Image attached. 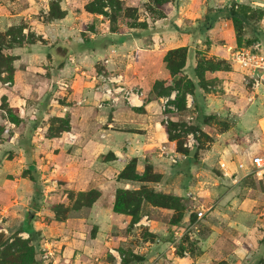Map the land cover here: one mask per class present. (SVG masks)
<instances>
[{"label":"crops","instance_id":"crops-1","mask_svg":"<svg viewBox=\"0 0 264 264\" xmlns=\"http://www.w3.org/2000/svg\"><path fill=\"white\" fill-rule=\"evenodd\" d=\"M46 1L16 0V5L0 0V31L27 23L26 27L30 31L34 27L38 33L33 29V34L44 40V44L28 43L7 51L14 56V81L0 82V98L5 97L9 106L17 109L23 123L36 124L42 133L31 134L32 145L27 152L14 145L21 135L18 129L0 143V227L7 233L28 234L38 264H47L39 261V250L45 245L55 250L50 259L53 264H258L264 258V235L255 231L254 224L248 225V220L252 218L256 225V218L264 211L258 213L254 208L259 198L252 194L258 191L247 182L254 174L248 173L250 158L264 148V107L259 103L250 109L254 99H248L243 71L229 58L228 48L237 44L236 40L228 44L225 39L233 25L222 6L225 1L168 0L164 15L153 17L144 8L150 0H121L125 6L137 8L138 21L144 25L119 24L124 28L119 32L110 31L103 15L85 10L91 0H57L65 11L62 18L44 20L41 16L36 24L35 19L29 21L34 8L45 12ZM236 2L264 10L262 0ZM25 13L29 14L27 20ZM212 13H219L218 18L203 26ZM177 47L187 49L182 73L194 84L193 91L185 95L182 110L176 105L178 90L161 96L151 94L154 82L168 76L163 61L166 51ZM29 57H44L58 64V70L35 75L27 65H16ZM200 58L221 60L224 67L204 70L201 79L195 71ZM101 68L122 74L130 87H142L143 97L132 106L119 101L97 107L100 95L92 88V76ZM46 88L51 90L43 103L46 108L37 109V117L29 120L27 109L33 112L42 105ZM171 95L176 110L165 113L161 99ZM164 114L172 122L199 124L198 132L208 137L205 145L201 143L204 147L188 151L187 158L177 164L159 156L158 148L169 145ZM52 116L68 118V130L46 135V119ZM131 158L138 160L139 169L149 163L160 174V180L148 186L181 197L187 207L183 218H188V223L181 222L184 228H192L191 206L203 205L204 216L212 210L219 219L226 215L237 222L241 232L234 236L236 244L225 243L216 236L217 230L211 229L197 237L195 248H184L187 253L183 255L175 249L177 243L172 246V231L178 227L170 222L172 209L144 205L140 218L132 224L130 215L114 212L116 189L139 186L138 182L117 178ZM194 158L197 162H192ZM28 170L34 173L25 175ZM57 176L63 178L62 183L57 182ZM36 189L49 199L46 205L35 195ZM91 189L99 191L91 205L69 210L64 219L56 218L52 203L56 197L66 198L67 193L54 192L77 194ZM187 193L195 199L187 198ZM30 204L34 207H28ZM29 210L34 211V217L29 216Z\"/></svg>","mask_w":264,"mask_h":264},{"label":"trees","instance_id":"trees-1","mask_svg":"<svg viewBox=\"0 0 264 264\" xmlns=\"http://www.w3.org/2000/svg\"><path fill=\"white\" fill-rule=\"evenodd\" d=\"M167 1L168 0H150V3H146L144 6L147 8V11H149L151 16L162 17L164 15V9L166 7ZM231 4V7L226 8L225 14L232 20L233 26L236 30V44L238 46L249 45L252 41L258 39V35H256L254 32V30H257V28H254L253 23L257 21V18H260V20L263 18L264 10L262 8L253 10L251 6L246 4H238L236 1H232ZM234 5H237V7H234ZM84 8L88 12L101 14L108 18L109 29L111 32H119L124 30L121 25L119 26L117 24L121 16L123 19L132 20L131 22H121V24H123L125 27H137L139 25H144L143 22L138 21L137 8L125 6L121 0H91L85 5ZM45 14V20H53L62 18L65 15V11L61 10L59 2L56 0L49 4L48 12ZM218 16L219 13H212L209 16L207 15L209 20L204 21L203 26H210L214 23ZM256 23H258V21ZM250 28L255 35L252 37L253 39L244 40L245 33H248L247 31H250ZM9 30L4 34L5 37ZM30 36L32 39H30L28 43H34V35L31 33ZM262 41L264 42V40ZM15 42L21 43L22 38L20 41L15 39H7L2 44H0V61L1 59L4 61V64L0 65V80L2 81L11 80L14 72V56L10 54L9 56L3 55L2 47H11V45H13ZM186 57L187 49L185 47H177L166 51L163 61L168 71V76L163 79L156 80L151 89V94L153 93V95L157 96L167 95L172 89L178 90L176 95V105L178 106L179 110L185 108V95L187 92L191 93L194 88V84L190 81V79H185L182 73V68L185 64ZM222 64L223 61L221 60L214 61L212 59L200 58L196 64L195 71L202 79V72L204 70L221 69L224 67ZM97 71L100 73L101 71L105 70L104 68H101ZM4 72L6 73V79L1 76V73ZM105 72L110 73L107 71ZM7 109L11 110L9 108ZM54 118L55 120L60 121L61 125L53 136H56L62 131L68 130V118ZM11 121L15 122L13 119ZM163 125L168 135L169 146L176 151H183L188 154V150L182 146L184 139L182 141L179 140L181 138V132L187 133L195 129L198 131L200 129L199 124L189 126L185 123L168 121L167 124L164 123ZM200 134L205 137V140L208 138L204 133ZM198 147L196 149H198ZM160 177L161 176L159 173L153 171L151 164L146 163L143 168L139 169L138 160L136 158H131L125 167L119 172L117 178L119 180L128 182H138L139 186L137 188H117L112 203V210L116 213L130 215V223L132 224L140 218L144 205L172 209L175 215H172L173 217L170 219V222L175 226H180L187 210V207L184 206L181 197L173 193H164L158 191L154 187L148 186L147 184L151 182H158ZM68 193H71L72 197L74 196L73 191H68ZM98 196L99 191L95 189L80 191L76 194L75 201L71 209H78L81 206H89L98 198ZM52 209L55 211L57 219H64L66 213L68 210H70L69 207H64L63 205H53ZM59 210L62 211V214H59ZM194 222H196V215L195 213H190L189 224ZM31 241L32 239L30 236L27 239L15 236L13 237V241L9 243L0 236V264H38L36 259V249ZM179 244L180 242L176 245V250L180 252L181 249L179 248ZM259 264H264V258Z\"/></svg>","mask_w":264,"mask_h":264},{"label":"rangeland","instance_id":"rangeland-1","mask_svg":"<svg viewBox=\"0 0 264 264\" xmlns=\"http://www.w3.org/2000/svg\"><path fill=\"white\" fill-rule=\"evenodd\" d=\"M20 1H22V0H20ZM52 1H56V0H47L46 1V6H45V9H44L45 12H48L49 4ZM224 1L225 2H223L224 4L222 6L227 8L229 2H232L233 0H231V1L224 0ZM8 2L9 3H12V2L16 3V0H7V3ZM262 2L264 3V0H262ZM17 4H19V2H17L16 5ZM144 8L147 11V8L145 6H144ZM34 9H35V12H34V14L31 15V16H33L32 18H29L28 19V17H27L29 15L28 13L23 14L25 16V18L27 17L26 20L28 19L30 21V19H35L36 21L34 22V24H36L38 22V20H39V18L41 16L45 20L46 14H45V12H42L43 8L41 9V11H38V12H37V7L34 8ZM252 9L253 10H257V8H252ZM103 17H105V16H103ZM103 17H101V18L103 19ZM23 19L24 18H21V20H23ZM105 19L108 20V18H106V17H105ZM102 21L104 22V19ZM123 21L124 22L125 21L131 22L132 20L123 19L122 16H121L117 24L119 25V24H121V22L123 23ZM257 21H258V23H256ZM257 21H255L253 23L254 28H257V30H254V32L256 33V35H258V37H257L258 39L264 40V29H263V26H262L263 21H264V17L261 20H260V18L259 19L257 18ZM18 22L21 23L20 21H18ZM26 26H27V23H25V24H15V25H12V26L6 28V30H4V31H0V44H2L7 39L8 40L15 39L17 41H20L21 38H22V42L21 43L15 42L13 45H11V47H2V53H3V55L9 56V52H7L9 48L11 49L13 46L18 47V46L27 45L28 44V41L30 39H32V37L30 36V34L31 33L33 34V31L32 30L34 29V27L33 28H30L31 29V31H30ZM11 27H13V28H11ZM99 27H101L102 30L108 32V29H106V27H104L102 24H100ZM225 28H227V27H225ZM8 30H9V32H8V34L5 37L4 34ZM35 31H36V34H37L38 33L37 30H35ZM99 31H100V29H99ZM247 32L248 33H245V39L244 40L253 39L252 37H254L255 34L251 31V28H250V31H247ZM36 34H33L34 35L35 42H39V43L44 44V40L40 36L39 37L35 36ZM235 38H236V30H235L234 26L232 25V30H230L228 32L226 31L225 39L227 40L226 42L228 44L230 43L231 45H233ZM230 40H231V42H230ZM31 58H32V60H30V57H29L28 58V61H25V58H22L18 62H15V61L14 62L16 63V65L17 64L23 65V68H25L26 65H27V67L31 71H33L32 73L35 74V75H38V71H41V72H39L41 74H44V72H45V74H47V72L48 73L49 72L50 73L54 72L55 69L58 70V68H56L58 66V64H56L55 62H52V61L49 62L44 57L43 58L31 57ZM40 59H43V60H40ZM3 64H4V61H2V59H1L0 65H3ZM49 65H51V66H49ZM40 68H42V69L40 70ZM13 74H14V72H13ZM1 76L4 79H6V73L5 72L4 73H1ZM9 81H14L13 76H12V79L11 80H5V81L0 80V82H6L7 84H9ZM92 88L94 90V86L93 85H92ZM46 89L48 90V92L45 95H42V98H41L42 99V102H41L42 105L37 106L36 109L33 112H32L31 109H27V111H26L25 114L27 115V117L29 118V120L31 118L33 120V119H35V117H37V113H38L37 109H39L40 107L41 108L42 107L46 108L45 104L43 105V103H45V101L48 100V98H49L48 93L51 92V90L49 91V88H46ZM139 89L143 90L142 87H139ZM35 91L37 93L38 90H35ZM248 93L251 94L249 91H248ZM259 103L261 104L262 107H264V91H263V89H258L257 95L254 97L253 102L251 104L249 103L250 109L255 108ZM7 108H9L11 110H8ZM54 117L55 116H52V117H49V118L46 119V125H47L46 135H48V136H53L58 131V129H59L60 125H61V122L55 120ZM61 118H63V117H61ZM12 119L16 123L15 122H12L11 121ZM63 119H65V117ZM37 121H38V119H37ZM23 122H24V120H23V118H20L19 112L17 111V109L14 108V107H10L9 104H8V102L6 101V98L5 97L4 98L3 97L0 98V143H3V141L7 139V136H10V135L14 134V130L18 129V130L21 131L20 132L21 135L17 137L18 138V142H16L14 145L17 146L19 144L21 148H23L24 150H26V152L29 151L30 150V147L32 145L31 144V138H30L31 137V134L32 133H35V134L38 135L37 132L40 131V130H37V126L34 123H29V125H28V124L23 123ZM165 124H167V123H165ZM261 127L264 130V123L261 124ZM185 133L186 132H183V133L181 132V138L179 140L182 141L185 138V135H186ZM263 133H264V131H263ZM68 137L71 140V138H70L69 135H68ZM198 138H199V141H200V146L198 147V149L199 148L202 149L204 147V145H205V143H204L205 137L199 133ZM201 143H204L203 147H201L202 146ZM262 144L264 146V140H263ZM196 154H197V157H198L199 151H197ZM256 155H262V156H264V148H263L262 151L257 152ZM3 159H4V156H3ZM29 159L32 160L30 155H29ZM196 160L197 159L194 158L192 162H197ZM241 161L243 162V160H241ZM212 165L213 164L211 162V165L210 166L212 167ZM219 165H220V163H219ZM211 167L209 169H211ZM25 172H26L25 175H27V174L31 175V173L33 172V170H28V171H25ZM37 176L38 175H36L34 177L37 178ZM258 177H259L258 175L252 174V176H250V178H248V182L247 183H249L250 185H252V187H254V188L256 187V190L258 191L257 192V195L252 194V197L255 198V196H257L259 198V199H257V202L255 203L256 205L254 206V208H257L259 210L258 213H260V212H263L264 211V181H263L264 180V175H263V178L262 179L261 178H258ZM55 178H56V180H57L58 183H62L63 178H60L58 176L55 177ZM37 190L38 189H36L34 193H38V194H35V195L36 196H39L42 200H45L42 203H44V204L47 203V201L49 200L47 198V196L44 195L41 190H38V191ZM46 191L48 192V190H46ZM49 191H51V190H49ZM56 192L57 193L54 192V194L63 195L64 193H67V195H66V198H65V196H61L60 199H59V197H56V199H58V200H54V202L52 204L53 205H56V206L57 205H61V206L63 205L64 207H69L70 210H71V207H72V205H73V203L75 201L76 194L73 193L74 196L72 197V194L71 193L69 194L68 191H66V190H64L63 193H62V190H58ZM206 197H208V196H206ZM68 200H70L69 203H67ZM207 206H210V204L207 205ZM28 207H34V206H32L30 204V205H28ZM58 207H60V206H58ZM212 209H213V207H212ZM59 211H60L59 214H62V211L61 210H59ZM211 211L212 210L208 211V213L200 221H198L196 224L194 222V225L192 226L191 229L188 230V229H186L187 227L185 228L186 233L183 232V236L181 237L180 244H179V248L181 249L180 252H182L183 255H185V253L183 251V250H185L184 248H186L188 250H189V248H195L196 247L195 241H199L197 237L202 236V235H205L207 232L211 231V229H213L215 231L217 230L216 231V233H217L216 236H220L221 239L224 238L225 243L228 242V243H230L233 246L236 244V242H234V239H235L234 236H238V234H236V233L241 232L239 230V227H238L237 222H234V219H232V218H230L229 216H226V215L221 216L222 219H219L216 215L211 214ZM68 212H69V210H68ZM173 214H174V211L172 212V215ZM172 215H171L170 219L173 217ZM256 219L258 221V223L256 225L253 222V219L252 218H250V220H248V225L254 224V229H256L255 231H257V233H260V234L264 235V215L258 216V218H256ZM182 220L185 221V223L181 221L185 225L188 223V218L186 220H185V218H183ZM179 227H183V225L181 224L180 226L177 227V229ZM177 229L175 228V230H177ZM180 230H182V229H180ZM18 233L19 232H9V233L2 232V233H0V236L2 237V239L7 240L9 243H11L13 241V237H15V236H18V237L22 238L21 236L18 235ZM172 233L174 234V230L172 231ZM23 239H27V238H23ZM215 239H218V238L215 237ZM194 244H195V246H194ZM44 247H46V248L47 247H50L49 250L52 253L55 251L52 245L51 246L45 245ZM175 249H176V247H175ZM124 251L125 250H123V253H124ZM127 257H128V255H126L125 258H127ZM262 259L263 258L259 259L258 262L260 263L262 261ZM42 263H44V262H42ZM49 263L50 264H53V261H48L47 264H49ZM201 264H208V263L207 262H203ZM213 264H217V263L214 262ZM218 264H221V262H219Z\"/></svg>","mask_w":264,"mask_h":264},{"label":"built area","instance_id":"built-area-1","mask_svg":"<svg viewBox=\"0 0 264 264\" xmlns=\"http://www.w3.org/2000/svg\"><path fill=\"white\" fill-rule=\"evenodd\" d=\"M231 1V0H228ZM236 1V0H233ZM229 2L228 7H231ZM255 6L262 7V4L254 3ZM227 7V8H228ZM237 7V5H234ZM264 17V16H263ZM264 29V21H263ZM264 42L262 40H254L249 45H241L229 47V55L232 63L238 65L243 71V82L246 89L251 93L249 100L254 99L257 95L258 89L264 91ZM94 91L100 95L98 107L114 105L119 101H124L126 104L132 106L135 105L143 97V91L139 88L128 86L124 77L120 73H106L101 71L92 76ZM253 93V94H252ZM172 95L161 99V110L163 112L175 111L176 106L171 102ZM167 115L164 114V123H168ZM199 132L197 130H191L186 133L182 146L186 150H195L199 144L198 138ZM73 138V135H70ZM159 156L166 158L171 164H177L178 162L187 158V154L183 151H176L172 149L168 144H163L158 148ZM250 164L252 168L248 170V173H254L263 177L264 175V156L252 155L250 158ZM222 165V164H221ZM238 167L242 168L243 163H238ZM247 173V174H248ZM186 197L189 199H195L192 194L187 193ZM191 213H195L196 222L203 218L206 208L203 205L193 204L189 209ZM195 222V224H196ZM194 223L189 226L192 227ZM182 229V230H180ZM186 229H189L187 227ZM6 233L7 230L4 227H0V233ZM183 232L186 233L184 227L174 230V240L172 245L180 242ZM19 236L22 238H28L29 235L24 232H19ZM50 247H43L40 249L39 261L48 262L54 255L50 250ZM53 251V250H52ZM186 254L187 252L184 251Z\"/></svg>","mask_w":264,"mask_h":264},{"label":"water","instance_id":"water-1","mask_svg":"<svg viewBox=\"0 0 264 264\" xmlns=\"http://www.w3.org/2000/svg\"><path fill=\"white\" fill-rule=\"evenodd\" d=\"M33 210H29V216L32 217L33 216Z\"/></svg>","mask_w":264,"mask_h":264}]
</instances>
